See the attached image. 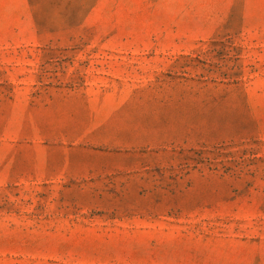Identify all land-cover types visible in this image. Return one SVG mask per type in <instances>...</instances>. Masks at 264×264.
<instances>
[{"label":"rangeland","instance_id":"374dc122","mask_svg":"<svg viewBox=\"0 0 264 264\" xmlns=\"http://www.w3.org/2000/svg\"><path fill=\"white\" fill-rule=\"evenodd\" d=\"M0 264H264V0H0Z\"/></svg>","mask_w":264,"mask_h":264}]
</instances>
